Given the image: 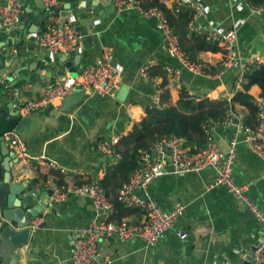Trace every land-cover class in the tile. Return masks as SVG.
I'll list each match as a JSON object with an SVG mask.
<instances>
[{
    "label": "crops",
    "instance_id": "obj_1",
    "mask_svg": "<svg viewBox=\"0 0 264 264\" xmlns=\"http://www.w3.org/2000/svg\"><path fill=\"white\" fill-rule=\"evenodd\" d=\"M7 1L0 0V6ZM94 2L103 8L101 12L97 13L93 9ZM201 2L204 12L200 20L204 22L202 24L221 25L237 32V66L217 76L194 74L168 54L155 19L144 17L132 7L122 10L112 8L105 12L112 7L109 0H74L70 4L71 14L75 18L73 27L77 35V48L66 58L61 55L48 56L39 50L35 44L37 33L20 37L16 27L0 31V46L6 44L2 54L5 64L13 60L16 67H20L22 62L30 69L28 83L21 91L9 88L5 79L0 84V136L14 132L19 120V117L10 116L11 110L7 105L11 101L14 100V108H19L21 102L40 99L41 90L48 84L66 74L76 75L80 68L104 58L106 50L111 51L113 65L121 71V86L125 88L121 97L118 95L120 90L114 96H84L64 120L62 129L65 133L60 137L55 135L51 127L42 128L36 136L30 137L23 144L27 163L19 161L16 153L10 149L5 158L0 155V159H3L0 162V182L10 180V184L5 187L24 188L25 195L32 197L30 206L24 211L37 207L40 196L47 197L46 186L50 183L57 185L53 180L57 175L61 177L58 185L65 189L84 183L100 184L106 169L115 161V156L101 155L88 145L83 148L80 146L81 139L92 133L101 140L120 139L133 123H139L146 117L145 110L154 113L150 105L156 87L162 91L168 90L174 104L180 100V92L195 99L230 101L237 68L245 65L254 55H264V9L255 11L246 6V0ZM25 7L22 8V16L27 29L36 19L34 12L44 15L46 11L36 0H25ZM44 24L45 20L40 30ZM202 57L203 62L210 67L221 60L219 55H213L206 49ZM75 59L79 62V68L67 67V62L74 65ZM166 67L171 72L168 73ZM142 68H148L149 80L140 78L139 71ZM157 68L160 72L153 74ZM36 70L42 71V75H38ZM256 91L257 88H254L253 93ZM15 94L21 95V98L16 99ZM236 110L240 120L242 111L240 108ZM55 115L50 113V116ZM213 139L223 151L228 149L233 140L237 142L234 181L238 186L246 187V197L251 206L264 212V161L250 151L243 134H237L234 123L215 127ZM15 159L19 161L17 165L14 164ZM35 160L51 163L56 168L36 166ZM8 162L11 170L9 178H6L4 165ZM42 167L52 170L47 183L36 182L46 172ZM163 168V176L156 178L145 191L140 192L144 193L145 201L156 204L164 212L183 208L174 230L151 247L141 239L118 241L114 237L102 238L97 243V258L104 257L99 264L104 261L108 264H179L177 255L180 252L187 253L186 264H245L247 253L252 247L264 242V229L251 208L236 200L226 188H210L216 177L211 168L176 175L168 158L164 159ZM31 185L33 189H29ZM55 206L59 209L58 213L46 209L39 216L44 224L39 247L52 260H56V264H66L63 260L65 243L68 241L71 248L73 241L78 238V229L85 227L92 219H98V216L87 198L68 196L63 203ZM116 218V215L111 216L114 222H128L131 225H142L146 221L140 209L123 212L121 220ZM176 230L186 233L185 239H180Z\"/></svg>",
    "mask_w": 264,
    "mask_h": 264
},
{
    "label": "built area",
    "instance_id": "obj_2",
    "mask_svg": "<svg viewBox=\"0 0 264 264\" xmlns=\"http://www.w3.org/2000/svg\"><path fill=\"white\" fill-rule=\"evenodd\" d=\"M36 1L49 14L45 19L43 29L36 35V47L47 53L48 56L61 55L65 58L68 57L77 48V35L73 27L75 18L70 13L66 15L65 23L62 26H60V21L64 6L70 0ZM109 1L112 7L117 10L132 7L144 17L155 19L161 31L166 52L194 74L210 77L202 73L201 65L188 61L178 35L171 30L167 19L159 9L154 7L145 9L139 0ZM171 1L176 10L184 8L192 12L189 28L194 33L202 36L206 43H218L223 46L226 55L221 62L222 68L227 71L236 67L238 39L236 30L225 29L221 25L202 24L204 22L200 20H202L204 12L201 0ZM21 16L22 7L19 0H8L6 5L0 6V31L14 27ZM112 59L111 51L106 50L104 58L80 68L76 75L66 74L65 77L55 79L54 82L41 90L42 97L40 99L26 100L19 104L20 115L26 116L32 111L42 110L49 106L57 107L64 97L77 88L84 92V96H114L117 90L122 87V73L113 65ZM256 63H264V55H254L245 65L237 68L234 90L240 87L247 67ZM165 70L168 73L171 72L168 67ZM139 76L141 79L149 80L148 68H142L139 71ZM161 95L162 90L156 87L151 98L150 109L155 110L160 107ZM16 96L17 94H15ZM255 102L258 112L254 128L242 126L238 115L234 112L227 113L220 121L209 119L203 127L207 142L200 153H190L189 149L184 146V141L172 135L159 140L151 146L149 151H145L140 155L139 164L130 175L128 183L118 191V201L128 209L142 210L146 218L145 223L142 225H131L128 222H114L111 220V216L115 214L114 207L106 196L105 189L98 183H84L66 189H61L54 183L48 184L46 189L50 193L49 202L51 204L63 203L68 196L87 198L98 216V219H92L85 227L78 229L76 232L78 238L73 241L71 247L73 264H93L99 255L97 243L102 238L114 237L118 241L141 239L147 246L151 247L157 245L167 233L174 230V224L183 211L182 207L164 212L156 204L137 197L138 192L145 191L152 181L163 176V162L166 158L170 160L176 175L200 172L207 168L213 169L216 177L210 188H226L236 200L245 207L251 208L256 220L264 229V212H260L251 206L246 197V187L238 186L234 181L233 164L236 157L237 142L233 140L230 142L228 149L223 151L213 139L215 127L234 123L237 134H243L244 141L250 151L264 161V97L257 98ZM2 137L8 142L9 149L16 153L18 160L27 163L28 157L18 135L14 132H7ZM119 140V138H114L107 141L96 138L89 141L88 146L101 155L111 156L114 155V148ZM34 164L56 168L55 165L44 163L42 160H35ZM61 173L66 174L65 171H61ZM41 224H43L42 217H36L32 220L31 227L37 228ZM176 235L182 240L186 237V233L179 230H176ZM252 261L254 264H264V242L256 246ZM102 264H108V262L104 261Z\"/></svg>",
    "mask_w": 264,
    "mask_h": 264
},
{
    "label": "trees",
    "instance_id": "obj_3",
    "mask_svg": "<svg viewBox=\"0 0 264 264\" xmlns=\"http://www.w3.org/2000/svg\"><path fill=\"white\" fill-rule=\"evenodd\" d=\"M139 1L143 8L154 7L163 13L171 30L179 35L186 58L191 63L201 65L204 75L217 76L225 71L221 66L226 55L223 46L218 43H206L202 36L197 35L189 28L192 19L190 10L184 8L176 10L171 0ZM246 1L248 6L255 11L264 9V0ZM204 49L221 57L218 64L210 67L203 62L202 52ZM158 72H160L159 68L153 74ZM254 88H257L256 93H253ZM259 97H264V63H256L247 67L242 83L237 90H234L230 101H213L207 98L195 99L187 93L180 92V100L174 104L171 101L169 91L163 90L160 107L155 110L151 109L154 113L145 110L146 117L139 123H133L130 130L120 138L114 148L115 161L106 169V174L100 181L106 196L113 204L116 219L121 220L123 212L134 210L124 207L118 201V191L128 183L129 177L137 168L139 157L143 152L149 151L152 145L164 137L175 135L184 141V146L189 149L190 153H200L207 142L203 129L207 121L209 119L220 121L227 113H236L237 108L242 111L240 117L242 126L254 128L258 112L255 101ZM42 168L46 169L45 167ZM45 171L36 182L47 183L49 181L52 170L47 167ZM60 178V175L53 178L57 185Z\"/></svg>",
    "mask_w": 264,
    "mask_h": 264
},
{
    "label": "water",
    "instance_id": "obj_4",
    "mask_svg": "<svg viewBox=\"0 0 264 264\" xmlns=\"http://www.w3.org/2000/svg\"><path fill=\"white\" fill-rule=\"evenodd\" d=\"M22 8L25 7V0H19ZM73 3L72 0L68 1L67 6H64V11L61 13L60 26L65 23V17L67 13H71L70 4ZM6 5V4H5ZM90 7V5H87ZM93 9L97 13L102 11V7L98 6L96 2L92 3ZM113 7H109L105 12H109ZM27 11V10H26ZM29 12V11H27ZM35 20L30 25L29 28H25L26 21L24 16L20 17L19 22L14 26L18 31H20V37H29L30 35H35L40 30V25L48 17V13L44 15H39L36 12L33 13ZM12 27V28H14ZM11 28V30H12ZM6 44L3 43L0 46V84L2 80L5 79L9 84V88L14 91H21L22 87L28 83L29 67L25 66L21 61L20 67H16L14 61L11 60L8 65L5 64V58L2 56L3 48ZM78 56V54L75 53ZM67 61V60H66ZM75 69L79 68V62L77 59L74 61V65L67 62V67H72ZM38 75H42V71L36 70ZM125 91L124 87H121L119 94L122 96ZM17 99L21 98V95L17 94ZM118 96L119 100H122ZM84 98V92L77 88L66 97H64L58 107L49 106L42 110L32 111L26 116H20L19 108H14V100L11 101L7 106L11 110L10 116L19 117V120L13 129L15 134L18 135L22 144L32 137L36 136L42 128H52L55 135L60 137L65 131L62 129L63 122L69 115L71 109L82 101ZM124 100V99H123ZM54 116H50V113ZM17 121V119H16ZM96 139L95 134H89L86 138H82L80 141V146L85 148L89 141ZM10 153L8 143L5 139L0 136V155L2 157L8 156ZM13 156L15 154L13 153ZM3 159H0V162ZM18 160L15 159L14 164H18ZM4 170L6 171V178L10 176L11 167L9 162L4 165ZM6 184H10V180L5 179V181L0 182V264H56V260H52L51 257L46 254L39 247L41 243V230L44 228V224L39 225L37 228L31 227V222L36 217H39L42 212L46 209L54 210L58 213V207L49 202L50 193L47 191V197L39 198V205L34 209L29 211H24V208L30 206L32 201L31 195L26 196L24 188L20 187H5ZM33 189V185L29 187ZM137 197L141 200H146L143 192H138ZM91 204V202H90ZM34 229V230H33ZM37 229V230H36ZM76 238V237H74ZM65 254L63 260L66 264H73L71 260V248L68 241L64 245ZM256 246L247 253L245 258V264H249L252 261L253 252ZM187 253H178L180 258L179 264H186ZM103 256L97 258L93 264H99L103 259Z\"/></svg>",
    "mask_w": 264,
    "mask_h": 264
},
{
    "label": "flooded vegetation",
    "instance_id": "obj_5",
    "mask_svg": "<svg viewBox=\"0 0 264 264\" xmlns=\"http://www.w3.org/2000/svg\"><path fill=\"white\" fill-rule=\"evenodd\" d=\"M21 116V115H20Z\"/></svg>",
    "mask_w": 264,
    "mask_h": 264
}]
</instances>
